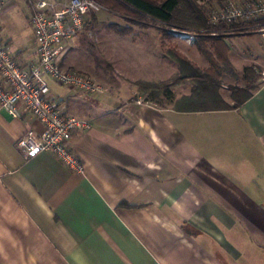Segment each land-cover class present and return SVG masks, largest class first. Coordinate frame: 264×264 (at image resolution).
<instances>
[{"label": "crops", "instance_id": "0c3cea01", "mask_svg": "<svg viewBox=\"0 0 264 264\" xmlns=\"http://www.w3.org/2000/svg\"><path fill=\"white\" fill-rule=\"evenodd\" d=\"M29 1L36 0H3L0 11V41L24 67L36 59ZM97 21L96 13L86 17L60 65L95 73L106 93L82 94L45 77L65 113L91 123L70 140L83 174L49 152L23 155L18 139L43 126L0 108V264H264V89L256 80L252 95L228 109L177 107L191 84L180 95L173 89L182 84L173 87L167 106L136 104L146 95L136 81L167 80L177 65L164 78L173 61L142 23L98 42L114 53L115 67L107 55L105 68L93 66L87 30ZM225 42L223 76L264 65L256 34ZM232 86L228 94L219 88L229 104Z\"/></svg>", "mask_w": 264, "mask_h": 264}, {"label": "built area", "instance_id": "2783aa9c", "mask_svg": "<svg viewBox=\"0 0 264 264\" xmlns=\"http://www.w3.org/2000/svg\"><path fill=\"white\" fill-rule=\"evenodd\" d=\"M0 0V11L3 7ZM30 25L35 43L36 59L28 66L19 64L0 41V108L12 118L30 114L39 121L43 130L37 134L27 129L16 142L17 148L26 157L40 152L53 154L72 172L83 174L84 166L73 151L70 140L74 132L91 127L88 119L65 113L62 101L50 96L45 77H50L58 85L79 90L82 94L106 93V88L87 74L63 69L62 56L67 51V43L85 28L86 17L96 13L102 6L95 0H36L29 1ZM264 12V0L254 3H239L228 0L219 10L210 15V23L246 22L258 18ZM170 35L194 38L195 33L179 28L167 29ZM211 35L218 34L212 30ZM259 76V87L264 89V66L254 68ZM136 104L144 101L136 99Z\"/></svg>", "mask_w": 264, "mask_h": 264}, {"label": "trees", "instance_id": "16d2710c", "mask_svg": "<svg viewBox=\"0 0 264 264\" xmlns=\"http://www.w3.org/2000/svg\"><path fill=\"white\" fill-rule=\"evenodd\" d=\"M109 11L120 16H127L130 10L148 16L162 22L167 26L179 29L194 31L196 49L208 61L206 69H200L193 65L185 56L180 55L174 48L168 50L169 57L176 62L177 72L170 78L159 82L136 81L135 85L141 93H148L152 100H159L160 97L171 99V89L187 81L191 83L190 93L181 97L175 102L177 107L186 110L205 109H228L240 106L252 95L257 87L255 74L252 67H245L242 71L245 79L243 87H230L232 103H226L219 92L220 80L224 74V66L228 64V45L225 42L226 36L236 33H227L228 28L245 31L246 26L264 25V12L256 19L246 22H231L229 24L210 23L197 0H95ZM222 3L225 0H216ZM243 2V3H254ZM110 27H113L110 25ZM115 27V26H114ZM219 30L216 35H211L210 30ZM222 29V31H221ZM234 30V31H236ZM237 30V31H238ZM221 31V32H220ZM116 33H127V28L115 29ZM223 32V33H222ZM165 35V32H163Z\"/></svg>", "mask_w": 264, "mask_h": 264}, {"label": "rangeland", "instance_id": "374dc122", "mask_svg": "<svg viewBox=\"0 0 264 264\" xmlns=\"http://www.w3.org/2000/svg\"><path fill=\"white\" fill-rule=\"evenodd\" d=\"M197 1H198L199 5H201L204 13L206 14L207 19H210V15L213 12L222 8V6H224L228 0H225L222 3H218L216 0H197ZM235 1L239 2V3L248 2V1L252 2V0H235ZM126 15L127 16H125V17L120 16L114 12L109 11L104 6H102V8H100L96 12V16H97L98 21H97L96 25L94 24L93 27H90L87 30L88 31V33H87V41H88V44H87V62L89 61L90 64H92L95 67H98L101 69L105 68V64H106L105 55H107V54H104L102 49L99 48L98 42L101 41V43H102V42L106 41L107 38L109 37V35H111V33L114 32L115 29L118 30V29L127 28V33H119V34H128V33H130L131 29H134L135 32L143 30L142 27H140V25L142 23H146V24H148V26H146L145 31L150 33V37H151L152 33H154V31L156 33V45L155 46H156L157 51H159V49H160L161 52H168V49L173 47L175 51H177L180 55L185 56L193 65L198 66L200 69H203L207 66V64H208L207 59L200 52H198V50L196 49V46H195L196 39H197L196 36H194V38L178 37L175 35H170L168 33L169 38H166V40H162V36L159 38L157 36V32L158 31L164 32L163 30H165L166 31L165 33H167V29L169 30L170 28H174L173 26L169 27L162 22L154 20V19H152L148 16H145L143 14L137 13L133 10H130L128 12V14H126ZM220 23H223V22H220ZM110 25L113 27H110ZM246 28L247 29L245 31L244 30L243 31L238 30L240 28L237 29L238 31L236 29L232 30V29L228 28L226 31H223V32L236 33L235 35L232 34L231 36H242V35H247V34H256L257 37L262 39V41L264 42V25H251V26H246ZM212 30H210V31H212ZM215 30H217V29H215ZM234 30H236V31H234ZM221 31H222V29H221ZM188 32L190 34L192 33V31H189V30H188ZM160 40H162V41H160ZM107 56L109 58L107 60V66L108 67H115V55H114V53L108 54ZM172 61L173 62H172L171 71H169V70L166 71V73H165L166 75H164V78L169 76L168 75L169 72L172 74L175 71V68H176L175 63L176 62H174V60H172ZM263 66L264 65L252 67L253 72L255 74V79L258 82L260 81V79H259V76L257 75V73L254 71V68L260 69ZM81 73H83V72H81ZM84 74H87L93 80H95L97 83L103 85L95 77V73H84ZM242 76H243V73H235V74L234 73H226L225 76L221 77V80H220V87H221V84L224 85V87H222V92L225 94H228V88H227L228 85H231V84L232 85H242L243 84ZM190 84L191 83L189 81H187V82L183 83L181 86L175 87L173 89L174 93H176L175 95L187 93L189 91ZM103 86L105 87V85H103ZM145 100H147L148 102H150L152 104H156L159 106H167L170 103L168 98L165 99L163 97H160L159 100H156V101L152 100L149 98L148 93L145 96H143V98H142V101H145Z\"/></svg>", "mask_w": 264, "mask_h": 264}]
</instances>
